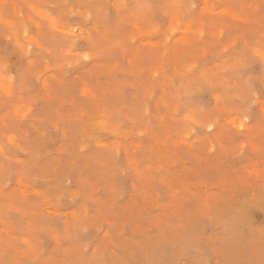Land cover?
<instances>
[{"label":"clouds","instance_id":"obj_1","mask_svg":"<svg viewBox=\"0 0 264 264\" xmlns=\"http://www.w3.org/2000/svg\"><path fill=\"white\" fill-rule=\"evenodd\" d=\"M0 264H264V0H0Z\"/></svg>","mask_w":264,"mask_h":264}]
</instances>
